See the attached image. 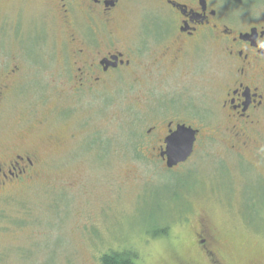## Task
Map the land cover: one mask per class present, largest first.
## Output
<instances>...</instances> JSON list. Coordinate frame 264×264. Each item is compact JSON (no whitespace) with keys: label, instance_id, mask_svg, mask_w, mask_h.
I'll return each instance as SVG.
<instances>
[{"label":"rangeland","instance_id":"1","mask_svg":"<svg viewBox=\"0 0 264 264\" xmlns=\"http://www.w3.org/2000/svg\"><path fill=\"white\" fill-rule=\"evenodd\" d=\"M14 1L0 0V80L19 67L0 94V165L22 156L32 166L0 185V264H102L123 250L137 253L132 264H209L202 238L224 264H264V102L233 127L221 107L233 65L222 47L188 48L183 70L149 79L131 53L128 68L76 91L69 33L58 22L5 28L6 17L38 12L36 0ZM151 3L122 13L112 47L157 39L153 14L165 12ZM226 3L264 20V0ZM170 121L199 130L190 158L173 168L158 156Z\"/></svg>","mask_w":264,"mask_h":264},{"label":"flooded vegetation","instance_id":"2","mask_svg":"<svg viewBox=\"0 0 264 264\" xmlns=\"http://www.w3.org/2000/svg\"><path fill=\"white\" fill-rule=\"evenodd\" d=\"M36 1L38 12L32 14L36 16L35 18L21 16L19 12L14 18L6 17L3 26L18 32L35 31L58 22V28L61 27L64 33H69V41L73 46L74 55L67 59L76 66H73L76 68L73 74L76 91L95 90V85L100 81L117 70L128 68L131 53L133 54L131 58L136 59L137 73L141 74V78L145 76L149 79L157 69L183 70L185 67L181 61L185 58L188 48L197 50L204 43H214L222 47L226 57L233 64L230 69L232 73L230 87L221 104L226 114L234 119L233 127L235 128L237 123L248 122L247 118L252 109L261 107L264 102V94L260 89L264 86V76L262 77L264 74V20L249 17L252 8H249L247 12L241 9L237 14H233L227 6V0H149L152 5L165 12V15L153 14V16L161 17L160 30L163 31L158 33L151 31L153 35H157L156 40L147 38L145 41L136 40L138 45H135V53V47L132 44L125 45L124 48H114L112 40L120 29L118 22L122 13L132 10L140 0ZM22 2V0H15L8 6L10 8L15 5L22 6ZM245 14L247 15L241 16ZM44 17L46 20L43 21ZM159 37L161 39H158ZM154 44H161L158 52L150 50ZM143 59L147 61V64H144ZM18 71L19 67L15 66L3 74L0 80L1 95L10 89L11 76ZM141 78L137 79V82ZM180 89L184 91V87ZM195 112L200 115L202 110L200 107H195ZM179 124L194 129L195 141L197 140L199 130L182 121H170L167 124L164 139L176 130ZM164 147L165 143L159 148L158 156L166 164V157L160 155ZM183 162L176 164L175 167ZM31 166L32 160L22 156H16L14 161H10L6 165V171L0 165V185L19 181L23 174L31 169ZM206 240L205 238L200 240L204 246L201 256L205 257L209 264H224L217 257L214 243L208 242V246L213 247L210 249L207 245L205 246Z\"/></svg>","mask_w":264,"mask_h":264},{"label":"water","instance_id":"3","mask_svg":"<svg viewBox=\"0 0 264 264\" xmlns=\"http://www.w3.org/2000/svg\"><path fill=\"white\" fill-rule=\"evenodd\" d=\"M195 138L196 131L191 127L184 124L176 126V130L164 139L165 147L160 153L162 157H166L167 168L185 161L191 155Z\"/></svg>","mask_w":264,"mask_h":264},{"label":"trees","instance_id":"4","mask_svg":"<svg viewBox=\"0 0 264 264\" xmlns=\"http://www.w3.org/2000/svg\"><path fill=\"white\" fill-rule=\"evenodd\" d=\"M133 146V152L131 153L134 155H138V152L136 151L138 147L135 145ZM134 252L135 251L132 250L110 251L103 254L100 258V261L102 264H132L134 261L133 256L135 255Z\"/></svg>","mask_w":264,"mask_h":264}]
</instances>
